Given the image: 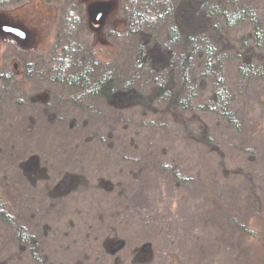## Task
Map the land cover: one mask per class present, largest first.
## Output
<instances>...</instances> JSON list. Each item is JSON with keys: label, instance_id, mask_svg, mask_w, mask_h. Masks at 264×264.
<instances>
[{"label": "trees", "instance_id": "1", "mask_svg": "<svg viewBox=\"0 0 264 264\" xmlns=\"http://www.w3.org/2000/svg\"><path fill=\"white\" fill-rule=\"evenodd\" d=\"M115 1L122 27L108 30V42L117 53L105 61L95 53L93 33L97 30L89 24L85 0H40L42 8L54 11L57 17L50 20L52 42L44 50L33 39L26 44L14 38L20 34L19 26L36 31L33 23L28 24L26 13L34 0H0V54L3 45H10L18 54L35 53L21 71L16 63L17 71L0 75V91L8 93L11 106L19 111L12 127L2 130L0 173L17 205L24 204L19 214L24 219L15 221L7 207H2L6 205L0 197V221L9 228L7 236L20 251L25 250L22 254H30L32 264H47L48 257L42 259L38 253L45 243L36 236L37 227L43 224L38 214L41 209L27 203L28 198H40L48 201L45 215H49L47 211L57 213L54 220L45 221L62 231L61 241L70 239V244L78 245L79 237L81 241L88 235L92 238L96 256L92 262L87 263L86 256L75 264H120L121 251L126 249L133 250L128 264L139 257L141 262L136 264H179L171 224L131 210L133 190L129 193L128 187L139 181L136 165L143 153H152L173 181L180 180L181 172L188 176L186 180H199V168L181 165L186 155L197 159L200 168L217 163L221 169L209 173L212 195L222 200L214 215V235L195 238L223 242V249L234 247L237 254L234 242L247 229L242 210L250 207L252 214L261 215L264 195L256 191L260 187L248 173L236 175L231 170L233 159L225 154L223 141L246 131L238 109L239 92L254 91L253 97L247 93L246 98L256 97L264 103V8L253 0ZM20 12H25L22 19L18 18ZM31 86L38 87L35 96L22 92L15 100L16 94L9 93ZM136 117L142 121L129 135L127 122ZM99 121L109 131L104 137L96 129ZM249 138L243 137L242 147L236 148L248 157L256 152L248 144ZM128 152L140 156L136 163L132 157L122 156ZM27 167L36 169L32 175L45 171L41 190L48 192L27 195V177L14 179L25 175ZM235 175L242 179L237 194L231 189ZM114 177L120 180H112ZM30 179L32 185L39 182L33 176ZM226 197L238 198L235 206L242 210H235L241 220L231 216L234 206L226 211ZM70 204L76 205L77 213L69 214L64 222L63 212ZM26 221L31 230L24 225ZM139 226L143 232L137 236ZM215 258L210 256L209 263L200 264H218ZM0 264L8 263L0 260Z\"/></svg>", "mask_w": 264, "mask_h": 264}, {"label": "rangeland", "instance_id": "2", "mask_svg": "<svg viewBox=\"0 0 264 264\" xmlns=\"http://www.w3.org/2000/svg\"><path fill=\"white\" fill-rule=\"evenodd\" d=\"M85 1L88 3L93 0ZM253 2L255 5H257V7L261 5L262 8H264V0H253ZM34 8L36 10H33ZM26 10L27 12H31L33 14L31 19L32 23L34 24V22H36L33 25L36 27V31L33 30V42L41 50H44L50 45L49 43L52 42V38L50 37L52 24L49 23L51 26H48L44 22L48 19L49 22L52 17L56 19L57 17L55 15V12L42 8L40 0H34L33 4ZM40 11L43 13H40ZM24 13L25 12L18 13V18L22 19L23 16L25 17ZM27 20L28 24H31L28 17ZM97 20H99V17L97 18ZM95 26H97V28H101V30L93 33L97 41L95 53L101 60L110 61V59H113L114 55L117 53V49L113 47V45L111 46L109 44L110 42H108V30H119L122 27V18L120 16L118 8L116 7L115 10L109 12L103 24L98 25L97 23V25L95 24ZM0 55V75L1 73L10 72L12 69L17 71V67L18 71H21V66H23L26 61L35 58V53L29 52L18 54L14 52L10 45H3V50L1 51ZM16 63L18 64L17 67H15V65H17ZM2 85L3 82H1L0 80V88H2ZM37 89L31 86L25 91H19L16 89L15 92V90L13 89L9 93H13L14 95L16 94V98H14L16 100L17 97L22 94V92H25V94L33 92V95L35 96L37 94ZM256 91L257 93L261 92L260 89ZM247 93H251L250 96L253 97V94L255 92L241 91L238 93L237 98L238 109L240 110L242 121L244 122V129H246V131L244 132V134L240 131V133L235 135L232 139H224L223 142L224 146L226 147V151L224 152L226 155H229L233 159L231 161V170L236 171V175L241 174L242 172L248 173L249 178H252L254 180V184L260 187H255L256 191L261 192L264 195V103L263 99L257 101L256 97L247 99ZM5 98L6 101L4 103H1ZM7 98L8 93L0 91V137L3 135L2 130H8V128L12 127V123H15L16 120V113L19 112L18 110L16 111V109L13 107L14 105L11 106L12 103ZM258 98L260 97L258 96ZM43 99L44 96L42 97V100ZM106 111L108 112V110ZM106 111L104 113L108 114ZM6 116L9 118H7ZM99 116H102L101 113ZM140 121H142V119L140 117H136L133 120L127 122V125L129 126V135L135 132L136 129H138L141 123ZM96 129L99 130V137H104L103 134L109 133V131L106 132L105 126L104 124H102V121L98 122V127H96ZM179 129L182 131V133L185 132L184 128L181 129L179 127ZM120 130L118 129L116 131L120 132ZM127 130L128 129L123 131L125 132ZM17 131L20 132L19 129ZM246 136H250V138L248 139V144L252 145L256 151L254 154L249 155V157L248 154H245L242 151H238V149H236L237 147H242L241 139ZM157 137L159 138V135H157ZM104 146H106L105 143ZM137 147V150L139 151V145ZM128 153H124L122 154V156L127 155L130 158L132 157L131 159H133V163H136L140 156H131L132 152H130L129 154ZM107 154L108 152H106L105 158L108 157ZM151 154L152 153H148V155H145L143 153L142 160H139V165H136V167L139 168V176H137L139 177V181L133 186L128 187L129 193H131V191L133 190L132 194H130V199L132 201L131 210H133L132 208H134L137 211L139 210V213L142 212L143 216H146V214H148L153 217L155 216V219L162 223L171 224L169 229L171 230V233L174 237V243H176L175 254L177 255L179 264H200V261L204 260L209 263L210 256H212L213 258L216 257L217 260L215 258L214 261L218 262V264H264V211L261 215L256 213L254 215L252 214V211H250V207L249 210L244 209V211L241 209L240 205L238 208H236L235 203H238V198L236 200L226 197L227 207L225 208L227 209L226 211H229L230 208L234 206L233 209L235 211V214L231 216H234L235 219L237 218L235 209H238V211L242 210V212H246L244 214L245 217L243 218L247 222V229L244 232L243 238L241 239L239 237L241 241H239V239L237 238V240L234 242L237 243V254L235 253L234 247L233 249L230 246H227L225 249H223V246H221L223 242H221L220 244H215L211 243L212 241L208 239L207 241H204V239L198 240V238H195L198 236V234L205 238H208L211 234L214 235V227L212 226L215 217L214 215L216 214V210L220 208L222 200L212 195V184H210L211 181L209 173L213 174L221 170L220 167H218L217 163H215L214 166L211 165V167L205 164L202 166V168H200L201 166H199L200 164H198L197 159H192L193 157L190 158L184 155L185 158L181 161V165L183 166V168L190 170H193L195 168L197 170L199 168L198 171H202V173H200L201 177L199 180L196 176V178H194L193 180H186L188 179V176L184 175L185 172H181L179 174L180 180L173 181L170 177L171 175L168 174V171H166V168H160V165L156 163V158L154 156H151ZM158 157V159H160V162H162V156L160 155ZM248 158L250 159V161H248ZM118 159H120L119 156ZM108 160L109 159H106V162ZM31 161H33V163L37 162L36 159ZM110 162H112V160L108 161L109 164H111ZM29 166L31 167L32 165L30 164ZM31 168L27 167V169H24L25 173L23 174L25 175H15L14 179L17 181L19 177L20 179L27 177L26 181L24 182L28 191L27 195L33 196L34 194L48 192L46 190H41V187L43 186L42 181H44L45 179V171H43L44 168L42 167L43 172H40L41 174L39 173L34 175H32L30 172H34L36 171V169ZM108 168L109 170H112V167ZM181 170L183 171L182 168ZM236 175L232 177L233 179H235V181L232 182L233 188H231L234 194L238 193V190L241 188L240 184L242 182V179L236 178ZM31 176L39 179V182H37L35 185H32V183H30ZM116 179L118 181L120 180V178H112V180L114 181ZM123 182L126 184L128 183L125 179ZM3 183H5V181L0 173V197H2V201L6 205L2 207H4V209L7 207L6 209L11 212V215H14L12 217L15 218V221L24 219L23 215H19L21 214L20 212L23 209L24 204L17 205L18 203L15 202V195L13 194V192H9L10 188L5 187ZM222 185L223 184H221L220 182L221 187ZM46 202L48 201H42V199L40 198H37L35 200H30L28 198L27 200L28 204L34 205H32L33 208L41 209L38 214H40L39 218L42 219L43 224L37 227V230L39 229V234L35 235L37 237L40 236L45 243L43 247L44 249L41 248L40 252L38 251L42 259H46L48 257L47 264H75L78 259L82 260L84 257L89 256L87 257L86 261L87 263H89V261L92 262L91 259L96 256L95 252L97 251L94 243H92V238L88 235L87 239L81 241V237H79V242L77 243L78 245L70 244V239L61 241V238L63 236L61 234L62 231L57 230L56 224L51 223L50 225L47 222L50 219V221L54 220V217L57 215V213H52L49 211H47L49 215H45L46 213H43L46 210L45 207H47L48 205ZM224 206L225 205L223 204V207ZM16 210H18V213L16 212ZM66 210L67 211L63 212L64 222L67 221L65 217L68 218L69 214H71L72 212L75 214L77 213L76 205L73 204L68 205ZM210 216H213L212 221L210 220ZM31 217L28 216L27 218ZM239 219L241 220V218ZM4 225L5 224L3 222L1 223L0 221V260H4V262L6 261L8 264H32V257L30 256V254L28 252L26 255L22 254V252L25 250L21 249L20 251V248L17 247L18 244L16 245L13 239L10 241V237L7 236L9 235V228ZM24 225L28 227L27 230H31L30 222L26 221V224ZM70 228L74 227L71 226ZM221 229L225 231L227 230V227L223 226ZM149 230L153 231L154 229ZM130 231L134 232L133 229H131ZM141 232L143 231L139 226V229H137L135 233L137 234V236H139ZM112 235L113 233H111L109 236L112 237ZM234 240L235 239L232 238V241ZM133 249L137 250L136 248ZM132 251V249H130V251L128 249L121 251L120 264H128L130 260V253ZM224 253L226 254L224 255ZM205 255H208L209 259L206 258ZM140 259L142 258H137V261L133 264L140 263Z\"/></svg>", "mask_w": 264, "mask_h": 264}, {"label": "water", "instance_id": "3", "mask_svg": "<svg viewBox=\"0 0 264 264\" xmlns=\"http://www.w3.org/2000/svg\"><path fill=\"white\" fill-rule=\"evenodd\" d=\"M116 1L115 0H103V1H91L88 2V21L92 28L95 30H101V28H97L95 24L101 25L103 24L105 18L109 14L110 11L116 9ZM99 17V20L97 18ZM18 30H20V34H15V39L19 42L28 43L33 38V32L30 29H24L23 27H18ZM11 31V30H10ZM17 31V30H16ZM15 32V31H14ZM19 37H18V36ZM23 39V40H21Z\"/></svg>", "mask_w": 264, "mask_h": 264}, {"label": "flooded vegetation", "instance_id": "4", "mask_svg": "<svg viewBox=\"0 0 264 264\" xmlns=\"http://www.w3.org/2000/svg\"><path fill=\"white\" fill-rule=\"evenodd\" d=\"M33 10H36V9L34 8ZM27 13H28V18L30 19V22L32 23V20H31V19H32V16H31L32 13H31V12H27ZM40 13H43V12L40 11ZM30 14H31V15H30ZM30 17H31V18H30ZM48 20H49V19H48ZM48 20H45L44 23L47 24V25L49 26L51 23H50V21L48 22ZM47 22H48V23H47ZM35 23H36V22H34V24H35ZM49 23H50V24H49ZM48 26H47V27H48ZM50 26H51V25H50Z\"/></svg>", "mask_w": 264, "mask_h": 264}]
</instances>
